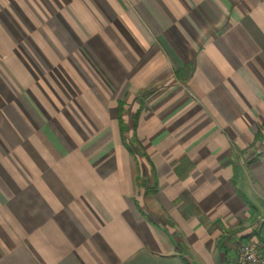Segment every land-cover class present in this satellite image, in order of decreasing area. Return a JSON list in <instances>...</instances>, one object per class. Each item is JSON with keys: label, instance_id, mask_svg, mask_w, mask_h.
<instances>
[{"label": "crops", "instance_id": "crops-1", "mask_svg": "<svg viewBox=\"0 0 264 264\" xmlns=\"http://www.w3.org/2000/svg\"><path fill=\"white\" fill-rule=\"evenodd\" d=\"M263 218L264 0H0V264H237Z\"/></svg>", "mask_w": 264, "mask_h": 264}, {"label": "rangeland", "instance_id": "rangeland-1", "mask_svg": "<svg viewBox=\"0 0 264 264\" xmlns=\"http://www.w3.org/2000/svg\"><path fill=\"white\" fill-rule=\"evenodd\" d=\"M148 95L149 94H147L146 92L145 93L144 92H140L139 96L134 97V101H136V99L139 97V98L144 99L145 104H148V100H147ZM126 98L127 99L124 100V102H126V103H127V100H131L130 99L131 97H129V96H126ZM124 102L121 105L122 109H123V106H125V103ZM126 106H127L126 107V110H127V112H126V119H128V121H129V123H128L129 124V126H128L129 132H128V136L126 138V144H127L126 146H128L127 147L128 151L129 150L131 151V148H133L139 154V157H137L135 160L132 159V158L128 159V161H129V163H128L129 164L128 165V169L129 170H140V172H139V178H140L139 192L140 193L139 194H143V195L145 194L144 195V197H145L153 189L152 188V186H153V183H152L153 179H152V175H149L150 176L149 178L151 179V182L149 183L148 179L146 178L147 176H145V174H144V170H147V171L154 170V166H153L154 163L145 154L147 152V148H148L149 142L148 141H145L146 139H143V135L144 136H147L148 134H150V131L152 132L153 128L152 127H149L148 128V131H147V128H145V131H144L143 135H141L143 141L141 143H138V142L136 143L135 137L132 136V133H133V127H132V125H133V118L131 116L132 115V113H131V111H132L131 110V107L133 106V104L130 105V104L127 103ZM122 113H123V111L121 112V115H122ZM152 114H151V118L154 117V114L153 115ZM107 130H108V128H107ZM94 132H97V129ZM94 132H92V134H91L92 137H95V136H98V135L101 134V133H96V135L94 136V134H95ZM107 133H108V131H107ZM145 138H147V137H145ZM158 146L159 145L156 144L152 148V145H151V148H152V150L155 149L157 151V147ZM142 190H144L143 191L144 193L142 192Z\"/></svg>", "mask_w": 264, "mask_h": 264}, {"label": "built area", "instance_id": "built-area-1", "mask_svg": "<svg viewBox=\"0 0 264 264\" xmlns=\"http://www.w3.org/2000/svg\"><path fill=\"white\" fill-rule=\"evenodd\" d=\"M237 264H264V218L237 250Z\"/></svg>", "mask_w": 264, "mask_h": 264}, {"label": "trees", "instance_id": "trees-1", "mask_svg": "<svg viewBox=\"0 0 264 264\" xmlns=\"http://www.w3.org/2000/svg\"><path fill=\"white\" fill-rule=\"evenodd\" d=\"M187 68H188V70H189V66H187ZM119 112H120V117H121V112H122V107L120 106V110H119ZM121 122V121H120ZM122 131L123 132H125V130H124V128L122 127ZM126 141H125V139H124V143H125ZM127 145V144H126ZM128 147V146H127Z\"/></svg>", "mask_w": 264, "mask_h": 264}]
</instances>
